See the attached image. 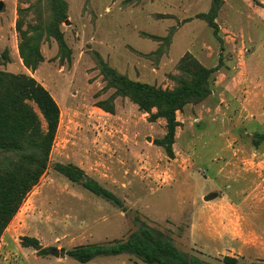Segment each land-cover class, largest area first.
Wrapping results in <instances>:
<instances>
[{
  "label": "rangeland",
  "instance_id": "1",
  "mask_svg": "<svg viewBox=\"0 0 264 264\" xmlns=\"http://www.w3.org/2000/svg\"><path fill=\"white\" fill-rule=\"evenodd\" d=\"M1 1L0 53L8 49L10 59L0 68L34 76L61 113L49 166L1 237L0 264H147L131 254L82 263L63 252L125 239L137 217L207 264H225V256L264 263V143L252 144L254 132H264V0H223L221 39L198 17L213 0H67L62 30L71 57L44 40L35 71L19 54L16 21L19 7L41 0ZM171 33L169 44L147 35ZM186 53L220 68L212 95L176 112L171 157L155 142L166 133L164 118L151 121L128 97L115 99L114 113L99 107L114 89H105L98 55L133 79L173 88ZM57 162L82 168L121 205L68 179ZM210 193L217 196L206 200ZM24 236L42 248L25 246Z\"/></svg>",
  "mask_w": 264,
  "mask_h": 264
},
{
  "label": "trees",
  "instance_id": "2",
  "mask_svg": "<svg viewBox=\"0 0 264 264\" xmlns=\"http://www.w3.org/2000/svg\"><path fill=\"white\" fill-rule=\"evenodd\" d=\"M46 6L47 11L43 8ZM223 0H213L208 12L198 14L220 37L216 21ZM67 0H41L27 7H19L16 29L19 32V54L24 65L35 71L45 57L41 51L44 40L55 39L62 58L70 59L72 49L68 46L62 24L68 20ZM34 12V21H28ZM169 44L172 33L161 37L147 34ZM9 50L0 53V61H9ZM98 63L106 81L105 89H114L99 107L114 113L115 99L128 97L143 112L150 113L149 119L166 120V133L155 142L163 146L169 156H174L173 143L177 126L181 125L176 112L187 104L199 103L212 95V81L220 65L205 66L191 53H186L177 64L179 73L172 75L176 85L164 88L136 80L112 67L100 55ZM156 109V111H154ZM60 105L50 90L34 76L25 72H10L0 68V240L25 197L39 182L50 163L52 148L60 123ZM264 143V132L256 131L252 144ZM55 169L73 182L82 184L92 193L121 205V200L98 180L87 175L73 163L57 162ZM139 225L125 239L108 243H89L64 250L75 260L87 263L98 256L131 254L147 264H207L200 257L181 250L167 233L137 217ZM25 246H37L38 239L24 236ZM44 248L43 252H48ZM225 264H264L261 262L241 263L233 256L224 257Z\"/></svg>",
  "mask_w": 264,
  "mask_h": 264
},
{
  "label": "water",
  "instance_id": "3",
  "mask_svg": "<svg viewBox=\"0 0 264 264\" xmlns=\"http://www.w3.org/2000/svg\"><path fill=\"white\" fill-rule=\"evenodd\" d=\"M3 7V2L0 0V9ZM217 196V194L216 193H210L209 195H207L206 197H205V199L206 200H209V199H212V198H214V197H216ZM42 246L43 245H41V244H38L36 247H37V249H40V248H42ZM54 253L56 254V255H58L59 254V250L58 249H54Z\"/></svg>",
  "mask_w": 264,
  "mask_h": 264
}]
</instances>
